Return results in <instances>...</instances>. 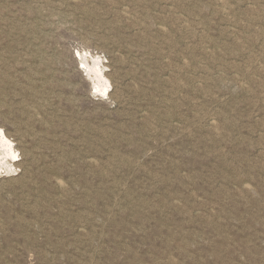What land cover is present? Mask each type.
<instances>
[{
    "label": "rangeland",
    "instance_id": "obj_1",
    "mask_svg": "<svg viewBox=\"0 0 264 264\" xmlns=\"http://www.w3.org/2000/svg\"><path fill=\"white\" fill-rule=\"evenodd\" d=\"M0 264H264V0H0Z\"/></svg>",
    "mask_w": 264,
    "mask_h": 264
},
{
    "label": "bare ground",
    "instance_id": "obj_2",
    "mask_svg": "<svg viewBox=\"0 0 264 264\" xmlns=\"http://www.w3.org/2000/svg\"><path fill=\"white\" fill-rule=\"evenodd\" d=\"M161 27H162V26H161ZM163 27H164V26H163ZM163 27H162V28H163ZM6 145H7V144H6ZM13 151H14V150H13ZM7 155H8V153H7ZM57 180H58V179H57Z\"/></svg>",
    "mask_w": 264,
    "mask_h": 264
}]
</instances>
